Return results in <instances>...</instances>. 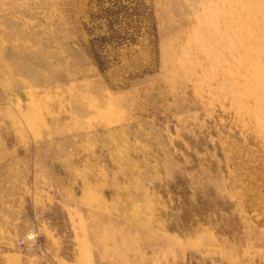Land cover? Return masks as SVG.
I'll list each match as a JSON object with an SVG mask.
<instances>
[{
	"label": "rangeland",
	"instance_id": "rangeland-1",
	"mask_svg": "<svg viewBox=\"0 0 264 264\" xmlns=\"http://www.w3.org/2000/svg\"><path fill=\"white\" fill-rule=\"evenodd\" d=\"M0 264H264V0H0Z\"/></svg>",
	"mask_w": 264,
	"mask_h": 264
}]
</instances>
